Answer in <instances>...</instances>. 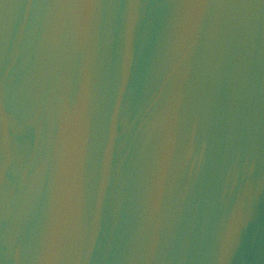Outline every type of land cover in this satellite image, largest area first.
Segmentation results:
<instances>
[{"label":"water","instance_id":"1","mask_svg":"<svg viewBox=\"0 0 264 264\" xmlns=\"http://www.w3.org/2000/svg\"><path fill=\"white\" fill-rule=\"evenodd\" d=\"M0 264H264V0H0Z\"/></svg>","mask_w":264,"mask_h":264}]
</instances>
